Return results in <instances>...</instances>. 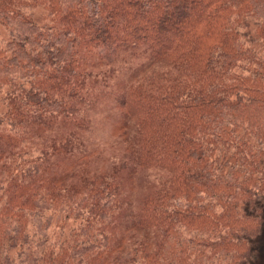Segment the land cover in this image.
Returning a JSON list of instances; mask_svg holds the SVG:
<instances>
[{"label": "trees", "instance_id": "obj_1", "mask_svg": "<svg viewBox=\"0 0 264 264\" xmlns=\"http://www.w3.org/2000/svg\"><path fill=\"white\" fill-rule=\"evenodd\" d=\"M0 24V264H249L240 249L264 178V0H0ZM138 47L183 80L130 84L117 100L135 162L172 172L120 228L162 235L122 250L118 184L90 177L72 130L88 126L77 110L92 95L88 67Z\"/></svg>", "mask_w": 264, "mask_h": 264}, {"label": "rangeland", "instance_id": "obj_2", "mask_svg": "<svg viewBox=\"0 0 264 264\" xmlns=\"http://www.w3.org/2000/svg\"><path fill=\"white\" fill-rule=\"evenodd\" d=\"M27 7L28 10L31 7L35 8L34 11L38 12L40 16L46 12L41 4ZM8 35V30L0 24V42ZM259 38V42L263 41L261 37ZM139 48L123 49L112 65L93 63V67H88L92 71V76L89 78L93 84L92 95L85 96L89 102L83 100L77 107V110L82 112L79 113L86 116L88 126L85 127V130H72L74 135H78L74 141L82 142L79 146V154L88 155L87 170L92 173L90 177L96 178L103 175L104 182L107 179L109 182L118 184V199L122 211L115 217L113 231L117 241L124 239L122 250L147 242L155 245L158 240L157 236L162 235L159 234L158 228H151L152 233L144 232L138 228H130L127 231L120 230V228L134 224L133 218H129L127 213L132 210L130 216L133 217L137 211L142 209L146 198L156 195L161 188H164L163 186L172 176V172L157 166L135 162L128 146L131 138H135V127L132 120L129 124L122 125L124 113L119 105V95L130 84H143L155 91L175 82L182 83L183 80V72L180 67L164 61L147 60L148 56L146 53L144 54L146 50L139 52L137 51ZM261 50L264 53V48ZM136 69L139 71L130 75L132 70L134 72ZM87 107L89 108L87 109ZM62 129L64 132H69V130ZM260 187L263 190L254 191L255 194L252 195V211L259 217L255 220L253 227V231L256 233L250 238V242L241 245L240 249L241 255L245 256V259H249V264H264V178L261 180Z\"/></svg>", "mask_w": 264, "mask_h": 264}]
</instances>
